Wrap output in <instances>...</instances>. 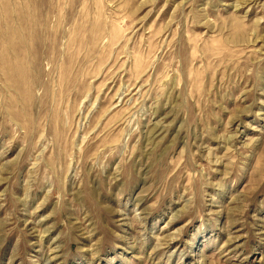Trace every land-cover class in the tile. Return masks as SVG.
<instances>
[{"label":"rangeland","instance_id":"374dc122","mask_svg":"<svg viewBox=\"0 0 264 264\" xmlns=\"http://www.w3.org/2000/svg\"><path fill=\"white\" fill-rule=\"evenodd\" d=\"M0 264H264V0H0Z\"/></svg>","mask_w":264,"mask_h":264}]
</instances>
